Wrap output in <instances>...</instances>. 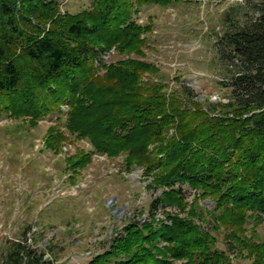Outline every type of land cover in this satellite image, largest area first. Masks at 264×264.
Wrapping results in <instances>:
<instances>
[{"label": "trees", "instance_id": "1", "mask_svg": "<svg viewBox=\"0 0 264 264\" xmlns=\"http://www.w3.org/2000/svg\"><path fill=\"white\" fill-rule=\"evenodd\" d=\"M62 1L0 0V119L35 127L64 106L62 130L49 126L43 147L56 154L69 137L90 145L65 159L71 183L98 154L122 157L124 171L140 168L145 187L160 191L148 217L126 223L88 264H264L255 234L264 216V0L220 19L226 102L199 99L183 76L170 87L143 58L150 25L135 14L181 0ZM111 49L120 59L104 62ZM0 264L50 262L24 232Z\"/></svg>", "mask_w": 264, "mask_h": 264}, {"label": "rangeland", "instance_id": "2", "mask_svg": "<svg viewBox=\"0 0 264 264\" xmlns=\"http://www.w3.org/2000/svg\"><path fill=\"white\" fill-rule=\"evenodd\" d=\"M254 1L181 0L165 8H140L135 14L138 23L150 25L143 35L144 60L157 66L170 87H176L175 76H183L182 81L199 99L226 102L214 49L221 33L220 19L226 10L242 13ZM108 55V61L120 59L113 49ZM60 110V116L45 115L35 127L0 119V252L25 232L28 244L44 251L50 264H88L108 249L126 223L148 217L149 202L160 191L145 187L140 168L124 171L122 157L99 160L95 154L71 183L65 159L91 148L69 137L56 154L44 149L49 126L63 128L65 107ZM188 191L190 202L193 195ZM199 204L208 210L212 207L209 200ZM158 212L156 218H162ZM203 227L208 229L206 224ZM255 234L258 240L264 239V216ZM213 236L217 248L228 247L221 233ZM231 258L232 264H249L246 258Z\"/></svg>", "mask_w": 264, "mask_h": 264}, {"label": "built area", "instance_id": "3", "mask_svg": "<svg viewBox=\"0 0 264 264\" xmlns=\"http://www.w3.org/2000/svg\"><path fill=\"white\" fill-rule=\"evenodd\" d=\"M240 1V0H239ZM108 53L107 54H105V55H103L102 56V60L105 62V61H107V59H108ZM87 147H90V145L89 144H87ZM91 148V147H90ZM65 150L67 149V148H64ZM95 157L97 158V159H99V160H104V159H106V156L105 155H98V154H95Z\"/></svg>", "mask_w": 264, "mask_h": 264}]
</instances>
